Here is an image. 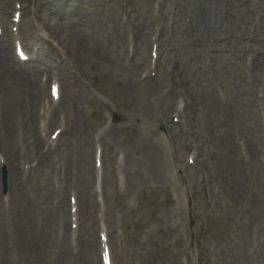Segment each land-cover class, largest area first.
I'll return each mask as SVG.
<instances>
[{
  "label": "rangeland",
  "instance_id": "obj_1",
  "mask_svg": "<svg viewBox=\"0 0 264 264\" xmlns=\"http://www.w3.org/2000/svg\"><path fill=\"white\" fill-rule=\"evenodd\" d=\"M0 1L8 8L11 0ZM48 1L39 0L36 6H32L37 11L40 26L68 51L74 62L82 57L83 62L93 63L100 79L108 84V96L113 97L115 92L111 87L115 77L112 74L116 72L111 62H121L114 55L123 46L118 19L122 13L121 7L133 3V0H112V3H107L104 13L94 17L98 25L97 35L92 40L86 36L87 25L60 22L52 14ZM75 2L77 0L72 1ZM183 2L195 13L198 11L196 19H199V8L203 1ZM150 3V0H138L133 4L136 16L142 18L143 9L147 12ZM244 6L250 9L249 14L253 12L255 16H261L254 26L257 38L255 50H258L264 41V0H247L242 3V9H245ZM174 10L173 23L181 19L178 9ZM80 14H86L84 7L74 10L71 6L67 15L72 18ZM241 23V15H236L234 27L239 28ZM87 41L91 43L94 55L86 50ZM79 46L84 51L81 56L75 55ZM138 47H133L136 62H143L145 52ZM190 55L185 51L182 58L188 62ZM248 55L240 53L235 58L230 54L212 62H205L199 56V60L191 63L192 72L180 77L183 86L176 90L189 99L187 104L191 109L196 110L200 105L207 108V100L212 92L226 89L234 93L232 102L237 105L229 119L223 118L217 124L210 125V129L208 127L204 135L198 138L199 161L187 167L192 168L191 171L185 168L187 163L179 164L173 157V154L181 153L185 141L177 128L168 129L169 148L155 137V127L162 110L159 108L172 99L163 97L160 81L152 86L148 81L143 87H135L131 93L132 104H120V110L131 119L110 129L107 134L110 147L102 139L93 141L95 128H89V120L85 118L79 131L72 127L69 141H62L63 147L68 142L73 146L69 155L60 149L35 153L29 146H21L31 133L25 134V127L18 129L14 120L16 132L11 155L15 164L10 173L8 198L3 200L0 197V264H40V222L35 231L27 228L23 243L9 238L20 221V202L16 195H26L33 205V218H56L55 209L68 192L75 193L79 201L78 218H100L107 225L113 243L114 264H192L191 252L199 250L200 246L192 242L189 248L191 232L195 233L197 226L194 222H188L184 206L195 205L199 209L198 204L203 208L208 204L213 207L212 211L206 213L210 216V222H214L212 238L204 248L207 255L227 264H247V254L252 245L264 243L256 236L258 232H264V129L257 125L264 124V62L256 60L260 72L258 77L253 64L245 62ZM171 72L172 63L165 58L159 63V80L171 76ZM80 106L85 108L83 102H80ZM225 106L220 102L216 112H223ZM65 117L70 119L68 113ZM192 121L188 119L189 123ZM95 144L103 146L107 152L122 153L128 163L120 171L122 183L117 184L118 190L107 202L98 201L90 187L92 147ZM30 156L37 157L39 167L35 171L20 170L17 162ZM146 165H155L161 170L149 178L139 169ZM163 173L168 180L162 178ZM38 193L40 198L36 197ZM156 199L158 203L154 204ZM237 213H249L248 218L259 220H240L238 226L232 222L237 220ZM61 216L63 218L62 213ZM132 226L136 227L133 233L129 231ZM220 234L223 237L217 241L216 237ZM132 243L139 250L133 257L129 255ZM73 248L74 251L65 259L88 255L83 240L77 239ZM87 264L98 262L90 260Z\"/></svg>",
  "mask_w": 264,
  "mask_h": 264
},
{
  "label": "bare ground",
  "instance_id": "obj_2",
  "mask_svg": "<svg viewBox=\"0 0 264 264\" xmlns=\"http://www.w3.org/2000/svg\"><path fill=\"white\" fill-rule=\"evenodd\" d=\"M211 12V9H209V13ZM0 57L5 61H0V71L4 70L6 68V62H15L12 56H8L7 52L3 49H0ZM5 75H8L10 77L20 78L17 74L11 73L10 71H5Z\"/></svg>",
  "mask_w": 264,
  "mask_h": 264
}]
</instances>
